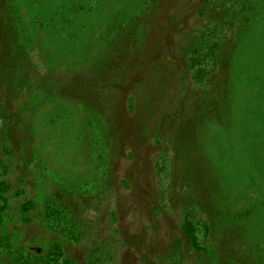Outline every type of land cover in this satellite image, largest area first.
<instances>
[{
	"label": "rangeland",
	"instance_id": "rangeland-1",
	"mask_svg": "<svg viewBox=\"0 0 264 264\" xmlns=\"http://www.w3.org/2000/svg\"><path fill=\"white\" fill-rule=\"evenodd\" d=\"M2 205L0 264H264V0H0Z\"/></svg>",
	"mask_w": 264,
	"mask_h": 264
},
{
	"label": "trees",
	"instance_id": "trees-1",
	"mask_svg": "<svg viewBox=\"0 0 264 264\" xmlns=\"http://www.w3.org/2000/svg\"><path fill=\"white\" fill-rule=\"evenodd\" d=\"M207 31H208V29H205V30H202L201 31V36L203 38H202L201 42L198 44L197 48L195 50L190 49V52L192 53V55L194 57H198V55L201 52L204 51V47H205L204 46L205 45V43H204V41H205L204 39L205 38L204 37H205ZM192 67H194V63H193V66ZM3 184L4 185H7L5 182ZM4 209H5V206L4 205L0 206V214H1V212ZM0 221H2V220L0 219ZM205 227L207 228V230H209L207 225H205ZM183 232H184V235H185V238H186V242L187 243H190L191 242V244L193 243V245H196L197 244V237L195 235L194 224H193L192 221L189 220V218H187L186 221L183 224ZM57 250L58 251L56 253H58L59 256L62 257L63 256V250H62V248L60 246H58L57 247ZM16 259H17V261H16L17 264H30L29 260L27 258H25V256H23V255L20 258H15V260ZM66 263L67 264H73V262L71 260H69V259L66 260Z\"/></svg>",
	"mask_w": 264,
	"mask_h": 264
}]
</instances>
